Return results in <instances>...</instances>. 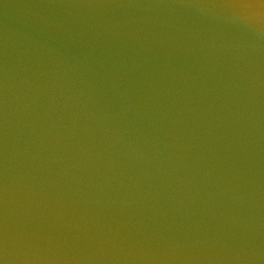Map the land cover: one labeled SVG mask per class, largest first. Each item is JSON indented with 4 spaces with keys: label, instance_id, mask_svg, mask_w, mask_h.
I'll list each match as a JSON object with an SVG mask.
<instances>
[{
    "label": "water",
    "instance_id": "obj_1",
    "mask_svg": "<svg viewBox=\"0 0 264 264\" xmlns=\"http://www.w3.org/2000/svg\"><path fill=\"white\" fill-rule=\"evenodd\" d=\"M5 264H264V30L224 0H0Z\"/></svg>",
    "mask_w": 264,
    "mask_h": 264
},
{
    "label": "snow or ice",
    "instance_id": "obj_2",
    "mask_svg": "<svg viewBox=\"0 0 264 264\" xmlns=\"http://www.w3.org/2000/svg\"><path fill=\"white\" fill-rule=\"evenodd\" d=\"M224 5L235 10L246 22L250 24L258 22L264 29V0H224ZM0 264H5L2 255Z\"/></svg>",
    "mask_w": 264,
    "mask_h": 264
},
{
    "label": "clouds",
    "instance_id": "obj_3",
    "mask_svg": "<svg viewBox=\"0 0 264 264\" xmlns=\"http://www.w3.org/2000/svg\"><path fill=\"white\" fill-rule=\"evenodd\" d=\"M252 25H253L254 27L258 28V29H262L261 25H260L258 22L253 23ZM262 30H264V29H262Z\"/></svg>",
    "mask_w": 264,
    "mask_h": 264
}]
</instances>
